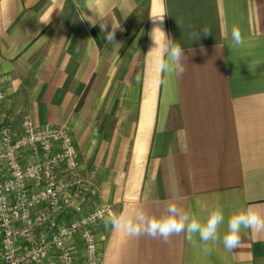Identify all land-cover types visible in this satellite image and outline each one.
<instances>
[{
  "label": "crops",
  "instance_id": "1",
  "mask_svg": "<svg viewBox=\"0 0 264 264\" xmlns=\"http://www.w3.org/2000/svg\"><path fill=\"white\" fill-rule=\"evenodd\" d=\"M159 7L0 0L2 119L19 129L28 114L35 126L69 128L80 176L96 189L88 208L159 216L174 201L198 217L217 205L226 218L248 207L264 215V0H164L163 29L187 61L163 85L148 53ZM233 26L240 48L231 47ZM112 27L118 49L105 40ZM201 28L210 34L191 40ZM97 233L102 264H264V232L244 231L231 252L214 244L208 254L183 234L128 237L104 222Z\"/></svg>",
  "mask_w": 264,
  "mask_h": 264
},
{
  "label": "built area",
  "instance_id": "2",
  "mask_svg": "<svg viewBox=\"0 0 264 264\" xmlns=\"http://www.w3.org/2000/svg\"><path fill=\"white\" fill-rule=\"evenodd\" d=\"M5 97L0 75L1 264H102L97 229L110 206L87 207L96 189L69 128L22 114L16 129L2 119Z\"/></svg>",
  "mask_w": 264,
  "mask_h": 264
},
{
  "label": "clouds",
  "instance_id": "3",
  "mask_svg": "<svg viewBox=\"0 0 264 264\" xmlns=\"http://www.w3.org/2000/svg\"><path fill=\"white\" fill-rule=\"evenodd\" d=\"M160 7L149 18L153 21L150 36L153 41L148 53H151L153 65V80L157 85L166 83V75H182L185 71L184 63L187 61L184 49L178 41L173 40L163 29V22L167 13L164 9V0H159ZM81 20H86L95 25L96 21L83 12ZM44 24L50 22V17L41 20ZM158 22V23H157ZM101 31H105L106 24H100ZM107 31L105 40L108 43L115 42L117 49L121 47L115 41V30ZM210 30L194 29L190 33L191 40H199L201 35L208 36ZM245 39L238 26L231 30V47L244 46ZM206 212L198 217L190 209L180 207L176 202L169 201L165 212L159 216L149 215L142 207L135 206L127 213L109 212L102 215L103 222L113 230L119 231L128 237H140L147 235L152 238L162 239L167 242L174 235L183 234L187 242L193 247H199L204 254L212 251L210 245L222 244L227 252L234 250L240 243L241 233L253 230L257 233L264 232V215L253 207L238 209L225 217L224 210L220 206L204 209ZM226 223V229L221 231Z\"/></svg>",
  "mask_w": 264,
  "mask_h": 264
}]
</instances>
